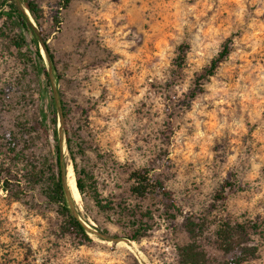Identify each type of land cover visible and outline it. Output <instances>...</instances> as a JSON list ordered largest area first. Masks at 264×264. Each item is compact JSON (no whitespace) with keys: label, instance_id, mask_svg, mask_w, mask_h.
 <instances>
[{"label":"rangeland","instance_id":"obj_1","mask_svg":"<svg viewBox=\"0 0 264 264\" xmlns=\"http://www.w3.org/2000/svg\"><path fill=\"white\" fill-rule=\"evenodd\" d=\"M35 1L39 22L24 12L38 32L49 81L37 71L31 33L2 14L0 155L10 130L32 159L47 151L40 136L17 129L49 123L37 108L39 91L47 89V105L56 104L55 90L65 125L83 145L75 162L85 195L75 207L92 241L61 233L55 206L38 188L21 200L0 190V264H179L186 217L215 216L255 223L246 244L256 253L241 264H264V0H71L66 8L61 0ZM226 41L229 54L190 98L196 75ZM181 44L188 47L180 69ZM57 128L63 138L62 116ZM62 151L72 167L63 139ZM129 167L148 168L175 208L159 196L140 202L130 195ZM94 196L111 208H98ZM146 211L144 236H112ZM102 230L110 239L94 233ZM214 240L211 227L198 242L214 259L229 258L210 247Z\"/></svg>","mask_w":264,"mask_h":264},{"label":"trees","instance_id":"obj_2","mask_svg":"<svg viewBox=\"0 0 264 264\" xmlns=\"http://www.w3.org/2000/svg\"><path fill=\"white\" fill-rule=\"evenodd\" d=\"M70 1L61 0L60 7L66 8ZM4 5L7 6V11L3 9ZM24 9L29 12L36 23L39 22L41 9L35 0H0V16L5 14V20L10 25H15L19 29L31 33L35 46L34 54L37 62V71L43 73L48 82L49 76L46 73L43 65V57L38 48L39 38ZM13 42L16 47H20L24 43V40L22 37L17 36ZM42 43L44 44L45 50L48 51L49 48L45 38L42 39ZM187 47V44H181L178 47L176 66L180 69L184 63ZM229 50V44L226 41L222 44L217 54L210 60L209 64L204 67L202 72L196 75L193 87L188 95L190 98L203 91L204 81L215 73L218 65L229 54ZM46 90L42 88L39 91L40 102L37 108L42 118H45L47 115L49 123L43 119V121L41 120L34 124L26 122L18 125L19 129L17 130L21 134L30 135L34 132L40 136L43 141L48 143L47 151L39 154L37 159H32L28 155L26 148H17L19 144L17 132L10 130V136L5 141L6 152L0 155V190L10 199L21 200L34 188H38L45 201L55 206V212L60 218V232L71 236L79 244L89 243L92 241L89 232L78 216L72 213L62 183L63 168L67 166L66 156L62 151L63 139L68 158L71 160L72 168L76 176V186L80 195H85L86 181L81 176L80 169L77 168L75 162L76 154L77 152H82L83 145L81 141H76V130H71L65 125L66 111L63 103L61 104V114L64 137L59 138L57 128L58 110L53 101L45 105L44 96ZM45 106L47 109H45ZM45 111H47V114ZM80 112L85 114V109L80 108ZM86 122L84 126H87ZM124 172L128 180V191L136 200L143 202L148 197L159 196L166 200V207L168 209L175 208L162 182L158 178L153 177L148 168L129 167L125 168ZM226 186L231 187V184L226 182ZM216 198L217 200H223L225 195H223V192H218ZM93 200L95 205L100 209L111 208L109 203H102L96 196L93 197ZM139 210L141 209L139 208ZM146 212L147 214L140 213L139 218L133 217L125 231L117 235L113 234L112 236H120L130 241L138 240L144 236L148 229V211ZM215 217L210 221H207V217L205 219H198L197 221L186 217L184 228L188 235V241L177 247L179 264H241L255 255L256 247L246 244V236L251 229L254 230L256 228L255 223L251 221L238 222L227 219H216ZM211 227H213L215 240L210 247H214L217 251L224 254H231L229 258L214 259L211 257V253L205 251L199 244L198 241L204 233L210 231ZM101 232L107 234L106 230H102Z\"/></svg>","mask_w":264,"mask_h":264},{"label":"water","instance_id":"obj_3","mask_svg":"<svg viewBox=\"0 0 264 264\" xmlns=\"http://www.w3.org/2000/svg\"><path fill=\"white\" fill-rule=\"evenodd\" d=\"M29 21H30V20H29ZM30 23H31V21H30ZM31 25L33 26L32 23H31ZM33 29H34V31L37 33V36H38V32H37V30L34 28V26H33ZM38 38H39V37H38ZM39 41H40V40H39ZM42 45H43V49H44V51H46L45 48H44V44H43V43H42ZM54 95H55L56 107H57V110H58V114H57V115H58V117H61V116H62V114H61V106H60L59 99H58V96H57V93H56L55 90H54ZM58 136H59V132H58ZM59 138H61V137L59 136ZM62 164H63V161H62ZM62 183H63V186H64V190H65V192H66L67 199H68L69 205H70V207H71L72 213H73L74 215H77V216H78V212H77L76 207H75V203H76V202H75L74 199L71 197L70 191H69V189H68V187H67V183H66V167L63 168ZM78 218H79V217H78ZM86 229H87V228H86ZM87 231L90 232L88 229H87ZM94 233H95L96 235H98L99 237L103 238V239H110V238H108L106 235H104L103 233L96 232V231H94Z\"/></svg>","mask_w":264,"mask_h":264},{"label":"bare ground","instance_id":"obj_4","mask_svg":"<svg viewBox=\"0 0 264 264\" xmlns=\"http://www.w3.org/2000/svg\"><path fill=\"white\" fill-rule=\"evenodd\" d=\"M66 183H67V187L70 191L71 197L79 205L81 196H80V192L76 186V178H75L74 171H73L70 164H67V166H66ZM130 246L133 248L132 244ZM141 259H142V261H144L142 257H141Z\"/></svg>","mask_w":264,"mask_h":264}]
</instances>
